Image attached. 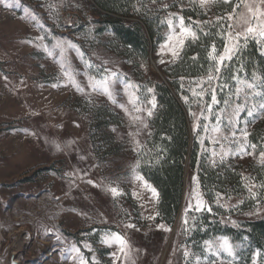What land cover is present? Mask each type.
<instances>
[{
	"label": "rangeland",
	"instance_id": "374dc122",
	"mask_svg": "<svg viewBox=\"0 0 264 264\" xmlns=\"http://www.w3.org/2000/svg\"><path fill=\"white\" fill-rule=\"evenodd\" d=\"M183 1L190 0L153 4L167 29L164 41L152 48L148 65L127 61L106 47V42L87 34L95 30L99 18L83 0L0 2V264H10L12 257L19 264H82L81 257L83 264H238L230 240L234 256L223 250L215 254L224 238L206 244L193 236L197 217L210 213L186 212L197 182L210 206L198 171L186 164L182 204L170 226L160 221L159 197L138 170L139 155L150 134L152 115L148 113L155 109L152 91L144 92L142 85L146 80L165 82V68L179 58L191 39L182 34L183 6L171 9ZM214 3L202 9L214 15ZM226 3H231V13L240 5L233 15L235 26L237 16L245 11L243 0ZM227 16L221 13L220 18L226 19L228 31ZM183 28H189L184 18ZM173 51L178 55L173 56ZM106 77L110 78L111 98L90 85V78L100 81ZM202 81L203 97L192 111L189 131L192 138L200 133L201 154H207L209 163L216 165L222 162V147L235 152L238 145L233 139H240L237 129L245 125L228 124L232 109L225 108L220 131H211L222 109L210 103L212 112H208L204 96L212 91L213 81ZM102 107L118 120L109 131L112 148L94 143L98 134L93 116ZM229 129L237 131L235 138ZM255 129L262 144L256 154L241 157L230 153L223 161L241 166V174L257 184L251 167L263 166L259 152L264 150V116L248 125L249 133ZM241 181L243 189L236 195H219L216 201L227 211L221 221L234 228L264 220V189L255 188L256 197H250L246 181ZM113 234L127 242L124 251L119 243L104 242ZM186 249L188 257L184 256Z\"/></svg>",
	"mask_w": 264,
	"mask_h": 264
},
{
	"label": "trees",
	"instance_id": "16d2710c",
	"mask_svg": "<svg viewBox=\"0 0 264 264\" xmlns=\"http://www.w3.org/2000/svg\"><path fill=\"white\" fill-rule=\"evenodd\" d=\"M83 2L99 18L95 30H88L87 34L101 39L103 44L106 42V47L129 62L149 64L152 48L158 47L165 39L167 26L158 9L153 7L155 3L162 4L163 0ZM179 5L183 6L181 12L186 25L196 32V39H189L179 58L165 68V82L146 80L142 85L144 92H147L146 89L152 91L155 109L149 120L148 140L139 155L138 170L158 193L160 221L171 226L176 222L182 204L185 167L188 163L192 171H198L201 189L212 209L210 213L197 217L194 238L199 243L215 238L230 240L235 246L238 264H252L256 259L264 261V220L243 222L234 228L221 221L220 218L227 211L216 205L217 194L236 195L240 190L241 166H235L231 161L210 164L208 155L201 154L200 133L192 138L189 131L192 111L203 97L199 85L208 77L209 68L214 65L209 55L212 46L215 45L214 55L218 56L226 44L227 22L225 18H218L221 13H231L233 7L231 3L217 0L212 15L203 10L197 1L190 0L186 3L177 2L171 5V9ZM262 52L264 49L249 39L247 45L241 47L230 62L225 63L220 78L213 81L211 88L215 89L216 99L220 102L219 109L231 110L235 104L243 102V93L239 99L233 95L236 87L243 85L231 79L232 75L249 82L252 81V73L264 79ZM225 84L228 86L223 87ZM211 96L212 91L204 96L208 104L212 103ZM255 99L258 101L259 98ZM224 100H229V105L225 106ZM246 119H249L246 111L241 112L239 123H244ZM117 122L116 115L111 111L103 107L95 109L93 126L98 134L94 139L95 146L102 142L110 148L114 147V139L109 131ZM248 139L249 143L257 145V149L262 147L257 129L250 133ZM251 168L254 181L257 184L264 183V165Z\"/></svg>",
	"mask_w": 264,
	"mask_h": 264
},
{
	"label": "snow or ice",
	"instance_id": "6c2138e0",
	"mask_svg": "<svg viewBox=\"0 0 264 264\" xmlns=\"http://www.w3.org/2000/svg\"><path fill=\"white\" fill-rule=\"evenodd\" d=\"M2 2V0H0ZM17 4H19L20 0H16ZM215 0H199L200 6L205 7L211 3H214ZM226 3L227 0H224ZM240 7L239 4L235 5L233 9V13H229L227 19L228 23V31L226 32V37L228 43L225 44L223 48V52L220 55H214L216 49L215 45L212 46V52L209 54L211 59L214 61V65L209 68L207 80L211 83L214 80L220 78V71L221 67L225 65L226 61H231L233 55H236L239 49L243 46L247 45L249 39L255 41L257 44L264 49V0H243V7L245 9L244 12L240 13L239 16L236 18L235 26L232 24L233 15L235 14V8ZM223 18H218V20ZM168 24L171 26L172 21L168 20ZM180 24L182 27V34H186L188 37H191L193 40L196 39V32L191 31V28H183V18H180ZM241 39H243V45L241 44ZM180 44L183 43V40L179 41ZM178 55V52L173 51V56ZM264 55V52H262ZM163 62V61H161ZM242 70V69H241ZM215 73V75H213ZM67 75V73H65ZM115 75V74H113ZM237 81L238 85H243V87H236L235 95L237 99L240 98L241 93H243V102L240 104H235L232 111L228 114L229 119L227 121L228 124L236 127L239 125L240 122V113L246 111V115L248 118L244 121V127L238 128L237 130L240 133V139L236 140L233 139V143L237 144L238 147L235 152H232L229 149L227 152L224 151L223 147L221 148L220 159L223 161L225 155L234 154L243 157L244 155H255L257 145L255 143H249L248 136L250 135L248 131V125L255 121V119L259 118L260 116H264V79L258 77L255 73H252V81L249 82L248 80H242L238 75H232L230 77ZM203 83V81H201ZM110 78L106 77L101 79L100 81H95L94 78H90V85L94 90H99L111 98L112 94L109 90ZM228 85L225 84L223 87H227ZM78 90H81L79 85H76ZM244 88L251 90L250 92H245ZM257 89H262L258 91ZM151 91V90H150ZM203 95V91L201 92ZM255 98H259L258 101ZM115 102V101H114ZM212 104L220 103L216 99L215 89H212V96H211ZM224 105H229V100L223 101ZM153 107H155V98H153ZM208 112L211 114L212 107L211 104L208 105ZM225 110H221L216 116V123L217 126L213 127L211 131L219 132V124L222 120ZM149 116L152 115V112L149 111ZM201 115H203L201 113ZM208 117H205L207 119ZM204 130L207 132L209 129L205 126ZM229 132L233 138L237 136V131L229 129ZM227 139L228 137H223ZM214 142H219V140H215ZM250 149V150H249ZM213 156H216L217 153L213 150ZM259 160L262 165H264V150L259 152ZM215 163V161H213ZM138 179H142V177H137ZM242 180L246 181L244 187L247 189L249 196L255 198L257 193L254 191L255 188L264 189V184H255L250 177H244L242 175ZM195 179V178H194ZM111 191L115 194L117 193V189L112 188ZM152 193L154 196L158 195L155 189H152ZM217 202H219V194H217ZM211 212V207L207 205V203L203 200L202 194L198 190V182L197 187L193 190L192 196L189 200V204L186 208V212L191 211H205ZM185 225L189 223L187 217L184 220ZM130 227H134V225H130ZM162 227V226H161ZM105 243H119L121 246V251L127 247V242L121 237L119 234H113L110 239H106ZM209 244V242H205ZM220 250L227 252L229 256H234V251L229 243V241L224 238L216 247V255H219ZM74 251L79 253V249L74 247ZM190 255L189 251L186 249L184 251V256L188 257ZM81 261L83 264V258L81 257ZM255 264V261H254Z\"/></svg>",
	"mask_w": 264,
	"mask_h": 264
},
{
	"label": "water",
	"instance_id": "95a60500",
	"mask_svg": "<svg viewBox=\"0 0 264 264\" xmlns=\"http://www.w3.org/2000/svg\"><path fill=\"white\" fill-rule=\"evenodd\" d=\"M10 264H19V263L16 261L15 257H12Z\"/></svg>",
	"mask_w": 264,
	"mask_h": 264
},
{
	"label": "bare ground",
	"instance_id": "6f19581e",
	"mask_svg": "<svg viewBox=\"0 0 264 264\" xmlns=\"http://www.w3.org/2000/svg\"><path fill=\"white\" fill-rule=\"evenodd\" d=\"M154 66H156V64L154 63Z\"/></svg>",
	"mask_w": 264,
	"mask_h": 264
}]
</instances>
